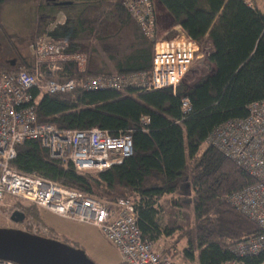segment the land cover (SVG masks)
Listing matches in <instances>:
<instances>
[{
	"label": "trees",
	"instance_id": "obj_1",
	"mask_svg": "<svg viewBox=\"0 0 264 264\" xmlns=\"http://www.w3.org/2000/svg\"><path fill=\"white\" fill-rule=\"evenodd\" d=\"M24 1L0 0V12L6 5ZM249 1L253 7L244 0H155L169 27L180 26L194 41L211 44L210 73L193 85H179L174 94L171 89L145 91L132 84L120 90L83 89L87 77L150 74L155 43L122 0H70L67 5L41 0L31 45L44 35L65 39L70 54L87 55L88 72L82 76L76 63L68 62L58 80L76 81L72 93H34L39 123L59 130L100 128L112 136L127 134L133 138L134 154L109 169L81 173L71 163L52 159L40 142L30 140L17 147L12 167L109 203L129 200L137 209L143 238L154 245L163 237L173 241L159 255L174 264L178 259L197 264H263L264 248L245 257L232 252L240 242L264 236L228 200L255 180L207 143L218 127L246 119L249 107L264 101V13L256 0ZM60 12L67 16L65 24H58ZM0 35L6 42L13 41L4 30ZM33 64L0 70L16 73ZM183 98L190 100L187 115L181 110ZM145 117L149 125L143 123ZM97 190L114 199L98 196ZM25 204L19 203L24 212L38 208ZM51 239L80 249L71 241Z\"/></svg>",
	"mask_w": 264,
	"mask_h": 264
},
{
	"label": "built area",
	"instance_id": "obj_2",
	"mask_svg": "<svg viewBox=\"0 0 264 264\" xmlns=\"http://www.w3.org/2000/svg\"><path fill=\"white\" fill-rule=\"evenodd\" d=\"M122 1L142 32L155 43L152 71L130 78L87 77L82 83L83 89L120 90L126 84H132L145 91L171 89L176 94L177 87L199 59L201 44L187 33L179 32L172 39L159 38L155 0ZM244 1L253 7L249 0ZM31 48L34 60L31 69L16 73L0 70V204L11 198L10 203L24 202L66 220L92 225L117 247L122 260L128 264H174L170 259L160 257L154 243L143 238L137 209L129 200L117 198L109 203L35 174L19 173L10 164L17 157V147L30 140L40 142L49 150L52 159L71 163L81 173L109 169L134 154L133 138L127 134L112 136L100 128L59 130L50 124L39 123L33 104L34 93H72L77 87L76 81L58 80L62 66L75 62L78 72L87 76L88 57L70 54L68 41L47 35L38 37ZM249 108L246 119L218 127L207 143L220 149L255 180L254 185L232 194L228 200L264 231V101ZM190 109V100L183 98L181 110L187 115ZM149 122L150 119L145 117L143 123L149 125ZM30 228L34 235L42 237H47L50 232L33 221ZM263 248L264 236H261L240 242L232 252L237 257H245L257 255ZM0 264L15 263L1 260Z\"/></svg>",
	"mask_w": 264,
	"mask_h": 264
},
{
	"label": "rangeland",
	"instance_id": "obj_3",
	"mask_svg": "<svg viewBox=\"0 0 264 264\" xmlns=\"http://www.w3.org/2000/svg\"><path fill=\"white\" fill-rule=\"evenodd\" d=\"M70 0H49V2H69ZM260 8H264L263 4H258ZM158 12V32L159 38H174L178 32L175 30L168 29L169 23L163 20V12L157 8ZM11 27H14V24L18 27H14L17 30L16 35L12 36L13 41L11 43L6 42L5 39L1 38L0 35V69L7 67L19 68L23 67L26 62H31L30 51L32 52L31 44L37 35L35 28H28L29 24L26 22V17L19 14V16H14L10 18ZM211 50V44L204 43L201 44L200 57L198 61L195 62V65L187 72L186 77L183 79L182 83L184 86H190L195 84L199 79L206 74L210 73L212 69V64H209L207 61V56ZM11 62V63H10ZM110 72H114L111 70ZM98 196L107 200H113L107 198L108 195L104 194L103 190H97L95 192ZM11 199V198H10ZM7 199V201H10ZM8 207L5 203L0 204V228H15L21 231H27L32 234L33 231L30 228V222H36L37 224L43 225L45 228L50 230L47 235L49 238L63 239L68 240L73 243H76L77 246L84 252H86L88 258L96 264H122L120 258L113 249V244L105 239L99 232L98 228L89 226L83 223H75L71 220H66L59 216H55L48 210L38 209L35 207H30L28 211L25 212L20 209L19 203H10ZM28 205V204H25ZM14 211H23L26 215L25 222L23 224H16L13 221H10L11 212ZM32 219V220H31ZM42 222V224H41ZM46 238V236H45ZM173 241L161 238L160 242L157 243V247L165 249L167 246L171 245ZM156 247V245H155ZM115 248V247H114ZM162 249V250H163ZM179 248L177 247V250ZM161 250V252H162ZM178 252H180L178 250ZM163 254V252H162ZM176 264H197L188 263L182 259H178ZM124 264V263H123Z\"/></svg>",
	"mask_w": 264,
	"mask_h": 264
},
{
	"label": "water",
	"instance_id": "obj_4",
	"mask_svg": "<svg viewBox=\"0 0 264 264\" xmlns=\"http://www.w3.org/2000/svg\"><path fill=\"white\" fill-rule=\"evenodd\" d=\"M24 219V212L16 211L11 216L16 223H23ZM1 260L15 264H96L83 250L15 228H0Z\"/></svg>",
	"mask_w": 264,
	"mask_h": 264
},
{
	"label": "crops",
	"instance_id": "obj_5",
	"mask_svg": "<svg viewBox=\"0 0 264 264\" xmlns=\"http://www.w3.org/2000/svg\"><path fill=\"white\" fill-rule=\"evenodd\" d=\"M47 1H49V0H46V2ZM256 1H257V5L258 4H263V2H264V0H256ZM64 3L69 4V2H64ZM41 4H42L41 0H36V1L35 0H27V1H24V2H13L12 4H9V5L4 6L2 8V11L0 12V28H1L0 31H3L4 30L5 33L8 34L11 37L14 36V35H16L15 33L17 32V30L14 29V27H18V26H16L14 24V27H11V23H10L9 20H10V18H13L14 16H19V14H22V15H24V17H26V22H27V24H29L28 25L29 26L28 28H35V31H36V29L38 27V22H39V16H40L39 10H40ZM67 4H65V5H67ZM156 8H158V7L156 6ZM158 9L161 10L160 8H158ZM259 10L264 13V8H260V6H259ZM161 12H162V10H161ZM60 13H61V15H60V17L57 20L58 21V24H65V22L67 21V16L64 13H62V12H60ZM159 22L160 21L158 20V23ZM52 26H54V25H52ZM168 29H172L173 31L175 30V32L177 31L178 33L179 32L180 33H185V34L187 33L186 30L184 31L180 26L168 27ZM30 53H31L30 56H31V60H32V52L30 51ZM80 54H83V53H80ZM33 61L34 60H32L31 62H29V64H31ZM10 202H12L11 199L6 204H9ZM22 203H24V202H22ZM14 212H16V211H14ZM14 212H11V214L13 215ZM19 212H21V211H19ZM10 221H11V217H10ZM32 221H34V220H32ZM20 224H23V223H20ZM41 224H42V222H41ZM163 238L167 239L166 237H163ZM114 247H113V249L116 250V252H117V254H118L119 258H120V262L123 264L124 261H122V257L120 255V251L117 249L116 246H114ZM156 249H157V252L161 255V250L162 249L159 248V247H157V243H156Z\"/></svg>",
	"mask_w": 264,
	"mask_h": 264
},
{
	"label": "flooded vegetation",
	"instance_id": "obj_6",
	"mask_svg": "<svg viewBox=\"0 0 264 264\" xmlns=\"http://www.w3.org/2000/svg\"><path fill=\"white\" fill-rule=\"evenodd\" d=\"M23 212V211H22ZM25 214V213H24ZM25 218H26V215H25ZM12 221V220H11ZM26 220L24 219V222H25ZM14 222V221H13ZM14 223H16V222H14ZM16 224H20V223H16Z\"/></svg>",
	"mask_w": 264,
	"mask_h": 264
}]
</instances>
